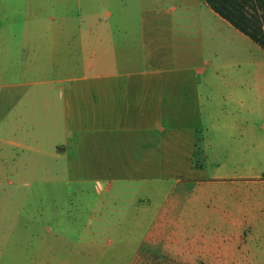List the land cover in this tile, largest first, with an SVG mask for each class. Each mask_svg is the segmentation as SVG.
Returning a JSON list of instances; mask_svg holds the SVG:
<instances>
[{"label": "crops", "instance_id": "obj_1", "mask_svg": "<svg viewBox=\"0 0 264 264\" xmlns=\"http://www.w3.org/2000/svg\"><path fill=\"white\" fill-rule=\"evenodd\" d=\"M101 1L116 6L84 16L82 0H0L11 102L0 108V220L14 211L18 226L48 164L54 185L81 161L132 178L157 157L193 163L201 145L219 172L233 164L219 180L264 178V78L249 37L210 7L216 27L176 14L173 0Z\"/></svg>", "mask_w": 264, "mask_h": 264}, {"label": "rangeland", "instance_id": "obj_2", "mask_svg": "<svg viewBox=\"0 0 264 264\" xmlns=\"http://www.w3.org/2000/svg\"><path fill=\"white\" fill-rule=\"evenodd\" d=\"M115 6L82 0L84 16ZM172 6L206 26L217 23L205 0H173ZM248 42L257 61L252 72L264 78V50ZM7 92L0 88L1 112L11 106ZM206 155L202 146L193 163L182 154L157 157L132 178L79 160L76 176L58 185L47 176L48 164L37 197L27 192V215L21 212L18 226L14 211L0 220V237L26 235L0 241V264H264V178L242 186L219 180L233 164H221L219 172Z\"/></svg>", "mask_w": 264, "mask_h": 264}, {"label": "trees", "instance_id": "obj_3", "mask_svg": "<svg viewBox=\"0 0 264 264\" xmlns=\"http://www.w3.org/2000/svg\"><path fill=\"white\" fill-rule=\"evenodd\" d=\"M205 1L215 13L264 50V0ZM201 147L196 146L195 155L201 152Z\"/></svg>", "mask_w": 264, "mask_h": 264}]
</instances>
